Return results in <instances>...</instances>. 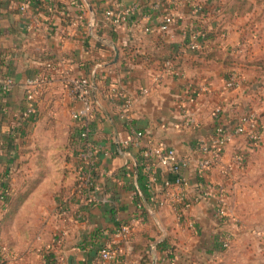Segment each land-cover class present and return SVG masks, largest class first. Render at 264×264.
<instances>
[{
    "label": "crops",
    "instance_id": "1",
    "mask_svg": "<svg viewBox=\"0 0 264 264\" xmlns=\"http://www.w3.org/2000/svg\"><path fill=\"white\" fill-rule=\"evenodd\" d=\"M24 1L0 0V78L14 82L9 93L0 92V176L12 192L17 179L11 178L12 169L25 167L26 151L42 146L31 141L41 132L66 133L67 154L74 145L78 153L83 141L78 123L71 118L78 104L65 86L67 78L75 77H85L93 88L87 141L100 150L97 173L102 176L96 178L98 191L91 203L78 188V157L63 165L65 175L47 176L50 183L34 185L18 209L19 224L31 232L28 238L17 234L2 243L8 249L6 264H101L98 254L106 247L118 248L123 264H139L145 256L152 264H167L168 254L177 255L178 264H201L213 258L210 248L219 228L212 201L184 211L179 220L171 207L177 191L162 186L171 178L161 173L148 197L138 151L125 150L120 143L131 132L141 131L181 157H190L196 138L212 132L211 101H230L232 96L224 90L226 71L200 69L188 62L201 63L203 45L227 53L223 35L209 31L219 13L206 9L194 17L191 4L179 0L170 9L174 26L168 33H157L165 0H29L30 7L22 14L19 8ZM132 6L137 7L136 14L120 28L105 21L106 10L119 12ZM145 28L153 32L145 33ZM198 30L207 38L193 53L189 38ZM115 48L118 61L113 64ZM165 57L175 59L172 65L179 76L164 74L165 62H171ZM56 63L55 71L47 67ZM37 78L45 82L35 95L36 115L27 118L23 116L26 85ZM115 93L133 99L129 122L120 118L122 100ZM183 110L198 124L197 132L172 127L181 121ZM220 172L215 167L208 181L221 184ZM181 173L191 195L196 178L191 171ZM18 179L26 191L24 182L30 181L24 174ZM4 213L0 203V219ZM122 228L128 231L125 237Z\"/></svg>",
    "mask_w": 264,
    "mask_h": 264
},
{
    "label": "rangeland",
    "instance_id": "2",
    "mask_svg": "<svg viewBox=\"0 0 264 264\" xmlns=\"http://www.w3.org/2000/svg\"><path fill=\"white\" fill-rule=\"evenodd\" d=\"M186 1L200 6L202 11L209 9V13L210 10L219 13L209 31L215 29V34L217 32L223 35V40L228 41L223 45L233 58V69L230 72L239 79L236 89H224L232 95L228 97L230 101H211V118L220 109L225 125L238 122L243 126V133L234 135L224 146L221 162L217 165L221 169L222 183L213 185H222L223 200L222 203L212 201V207L217 209L220 206L224 215L216 222L219 228L215 233L217 242L209 247V256L213 258L205 259L201 264H264V0ZM198 103L199 101H191L192 105ZM31 141L42 146L38 149L31 147L26 151L23 162L26 163L25 167H14L10 174L13 180L17 178L12 183V192L26 195L21 205L30 196L34 185L50 183L46 180L47 176L52 178L58 174L65 175L67 170L63 165L68 164L70 159L75 160L79 154L74 150L78 149L75 145H72L74 149L67 154L64 144L68 141L66 133L45 131L34 135ZM48 143L52 146H47ZM22 174L27 182L30 181L29 184L24 182L26 191H23L18 181ZM39 174L42 177L35 181ZM201 204L190 206L186 211ZM213 216L216 220L214 214ZM10 221L6 231L9 242L17 234L28 238L31 231L23 229L22 223L19 224L21 218L18 210ZM219 235L227 238L225 246L218 242ZM156 238L160 240L161 236ZM7 239L4 233L0 234L1 244H7Z\"/></svg>",
    "mask_w": 264,
    "mask_h": 264
},
{
    "label": "built area",
    "instance_id": "3",
    "mask_svg": "<svg viewBox=\"0 0 264 264\" xmlns=\"http://www.w3.org/2000/svg\"><path fill=\"white\" fill-rule=\"evenodd\" d=\"M146 1V0H144ZM179 0H165L166 12L160 17V23L155 29L157 33H168L175 24L174 16L170 12V9ZM190 1V0H189ZM30 7V1L25 0L22 2L19 10L20 13L25 14ZM83 6H80L82 8ZM82 11V10H81ZM137 11L136 6L122 9L119 12L112 10H106L104 12V19L110 24L112 28H120L127 23ZM191 15L197 17L202 14V8L198 5L191 4ZM145 33H151L153 31L150 28L144 29ZM207 35L203 31H195L189 38V51L196 52L199 47V42L205 40ZM50 70L55 71L59 64H52L47 66ZM163 72L168 76H179V71L175 68L171 62L167 61L164 64ZM239 79L235 74H231L227 80H225V88L234 90L238 87ZM45 80L37 78L34 81H28L26 85L25 100L26 109L23 113L24 117L30 118L36 115V101L35 95ZM14 82L11 78H0V92L7 94L11 91ZM66 89L69 90L73 100L78 104V108L72 112V120L78 123L77 130L79 137L83 141L81 149L78 151L79 169L77 170L78 188L85 192L86 201L91 203L93 201L94 194L98 191L96 186V178L102 176L97 173L99 152L100 150L88 143V135L90 129L88 128V121L92 115V85L85 77L67 78L65 82ZM116 97L121 99V111L120 118L125 122H129L127 114L131 110L133 105L132 97L120 95L115 93ZM197 95V92L193 93ZM213 121L215 123V131L212 135L206 137H197L195 140L192 156L181 157L178 153L168 148L162 142L154 141L150 135L146 132H131L120 145L122 148L135 149L138 151L139 156V168L144 177L145 186L148 191H152L157 184L160 174L165 172L171 179L163 181V188L165 190L176 189V193L173 194L174 201L171 202V207L180 220L184 218V211L188 210L190 206L198 205V203L217 201L222 203V185L211 184L207 176L217 165L221 162L220 157L224 146L234 137V135H241L243 133V126L238 122L225 125L222 119V115L219 110L213 113ZM245 120V119H243ZM173 128L195 133L198 130V124L194 121L191 115L184 110L182 111V119L179 123L172 126ZM252 133V132H251ZM253 134V133H252ZM182 171H191L195 178L196 184L194 185V191L191 195H188L189 189L188 180L183 177ZM164 191V190H163ZM161 204L157 205L160 206ZM213 208V207H212ZM217 211V214H216ZM213 214L216 221L218 218H223L221 207L217 206V209L213 208ZM191 227H195L190 223ZM123 237L127 236L128 231L125 228L121 229ZM218 242L223 246L227 243V238L221 235L218 236ZM8 250L5 245L0 244V264H6V255ZM101 264H123L120 252L118 248L106 247L103 248L98 255ZM167 264H178L177 255H173L170 259H167Z\"/></svg>",
    "mask_w": 264,
    "mask_h": 264
},
{
    "label": "trees",
    "instance_id": "4",
    "mask_svg": "<svg viewBox=\"0 0 264 264\" xmlns=\"http://www.w3.org/2000/svg\"><path fill=\"white\" fill-rule=\"evenodd\" d=\"M232 11H233V8L230 9V14H231L230 16H232ZM230 16L228 18H230ZM201 44H203V43H201ZM200 51L201 52H200V55H198L199 56L198 59L201 60V63L188 62V65L197 66L200 69H208V70H216L218 67H222L223 70L226 71L225 80H227L228 77L232 74V72H230V70L233 69L232 55H229L226 52L218 51L214 47H211L210 45H206V46L203 45ZM165 52H166V49H164L161 52V54L163 53L165 55ZM168 59L169 58L165 57V60H168ZM169 60L171 61L172 64L175 62V59L174 60L169 59ZM160 63H158V64H160ZM151 66L152 65L150 64L149 67H151ZM215 126L216 125L214 123L213 130L211 133H209V135H212L214 133L215 128H216ZM78 132H80V131H78ZM209 135H207V136H209ZM202 137H206V136H202ZM145 192L147 193V196L149 197L148 190L146 189V186H145ZM135 196L137 198L139 197L137 194ZM9 198H11V199H9ZM15 199H16V202L14 201ZM25 199H26V195L20 194V192L14 193V192H11L10 190H8V186L6 185V182L4 181V175L0 176V203H1L2 210H4V212H5L4 215L0 219V234L4 233V237H6V239H7L6 231L9 228V224L11 223L10 220L12 219V216L20 208L21 204L24 202ZM160 246L161 245H158V248ZM101 250L102 249H100V251ZM171 257H172L171 254L167 255L168 259H170ZM139 264H152V262H151L149 257L145 256L144 258H142L140 260Z\"/></svg>",
    "mask_w": 264,
    "mask_h": 264
},
{
    "label": "water",
    "instance_id": "5",
    "mask_svg": "<svg viewBox=\"0 0 264 264\" xmlns=\"http://www.w3.org/2000/svg\"><path fill=\"white\" fill-rule=\"evenodd\" d=\"M92 24H93V21L91 20L90 23H89V28L92 27ZM114 52H115V57H114L113 64H115L118 61V50L115 48Z\"/></svg>",
    "mask_w": 264,
    "mask_h": 264
}]
</instances>
